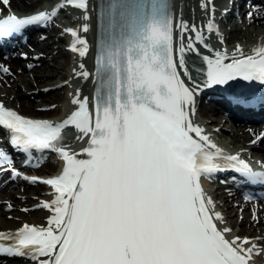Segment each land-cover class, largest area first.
Wrapping results in <instances>:
<instances>
[{"label":"snow or ice","instance_id":"obj_1","mask_svg":"<svg viewBox=\"0 0 264 264\" xmlns=\"http://www.w3.org/2000/svg\"><path fill=\"white\" fill-rule=\"evenodd\" d=\"M0 2L7 6L10 0ZM68 6L90 19L88 0H60L51 12L0 19V37L45 24ZM201 7L214 16L212 0ZM100 25L94 111L79 89L71 100L75 110L56 123L25 118L0 103V129L9 132L14 150L26 154V164L33 152L45 150L64 162L61 174L39 181L3 170L11 171L12 179L50 186L53 198L39 205L51 213L47 226L25 223L14 233L0 231V255L35 264H251L264 248L247 237L229 239L231 229L218 228L223 217L201 179L224 170L221 160L249 183L264 184V171L226 156L192 116L202 86L237 78L264 83V46L251 53L237 45L231 53L203 55L199 45L209 48L204 30L211 34L218 28L211 19L199 27L177 22L170 0H105ZM81 30L87 33L88 24ZM65 31L74 38L70 50L87 56L80 30ZM189 53L206 65L196 68L202 86L191 74L189 64L196 61L187 59ZM79 68L75 75L88 79L83 63ZM73 136L90 137L81 154L65 143ZM0 162H12L2 150Z\"/></svg>","mask_w":264,"mask_h":264},{"label":"bare ground","instance_id":"obj_2","mask_svg":"<svg viewBox=\"0 0 264 264\" xmlns=\"http://www.w3.org/2000/svg\"><path fill=\"white\" fill-rule=\"evenodd\" d=\"M46 2L49 0H45ZM38 0H10V7L13 10H32L36 4H37ZM205 3V0H173L172 1V5H173V10H174V14L176 17L177 22L180 20H186L189 23V26L191 27L192 23H196L197 21H201L205 14H206V10L204 8L201 7L202 4ZM245 7L242 6V3L240 2L237 6V8L235 9L234 13L230 15V18L233 17L232 20H230V22L235 23V27L232 30L233 34L231 37V41H230V47L228 49V52L231 53L235 47L237 45H240L242 47V49L244 50L245 53H251L252 50L255 47L258 46H264V13L261 10L253 9L252 10V17L251 19H248V15L247 13L245 14L244 12L247 10V2L244 4ZM238 11V12H237ZM88 16L90 17V22L87 23V21H85L84 19V24L87 23L89 25H91L90 29L92 30L91 33V38L88 37L87 41L89 42H94V27H95V4H94V0L91 1V6H89L88 8ZM65 19H70L69 16H66L64 14L63 16ZM61 22H63L61 20ZM76 22L80 23V19H76L75 23L73 24V26L76 25ZM63 27H65L64 23H62ZM52 27H55L54 25H52ZM244 33L246 34H251L253 35V37H250L248 39H243L241 36V34L244 35ZM261 36L262 38H258L257 36L262 34ZM93 35V38H92ZM63 36H65V34H63ZM48 39H51V37L49 36ZM86 39V38H85ZM31 46V45H30ZM33 48L34 50L31 53H39L40 56L36 61H32V62H40L41 65L34 67V69H32L30 71V73H32V80L29 79H25V78H21L20 84L21 86H24V88L30 91V94H28L26 92V96L30 97L32 96V94L34 93H38L42 96V101L39 103V105H35L34 103H31L29 101H25L23 100V96L25 91H22L21 88H19V83H18V77L20 75L26 76L28 75L27 71L24 69V65L21 64L20 60L18 58H14L11 60L10 65L14 68H16L15 74L13 77H7V83L11 84V88L13 90L7 91V95H4V98L10 97L13 95V100L8 103L9 106H12L11 103L16 104L14 105L15 108H18L26 113H31V114H35V116L38 117H56L58 115H60L62 113L61 108L57 105L56 107H54L53 109H50L48 111H46V109L44 108L42 111H38V107L40 106H49V105H45V103L47 102V99H45V96L47 95H51L52 97H50L54 102H62L65 103L66 102V97H65V92H64V87H60L57 89V87L53 88V89H48L45 93V91L40 90L39 88L43 87L39 84L43 83V82H47V83H53L51 85H54L55 83H57L58 81H55V77H59L61 79H66L68 77V74L70 75V72L72 70V68H74L75 71H80L79 68V64H76V62H71L69 56H67L63 50H59L58 52L61 53V55L63 54L64 60H60V56L58 55V59L56 57V55H50L47 51V48H49L48 46V42L46 44H38V43H33ZM93 46V44H92ZM28 48V47H27ZM93 51V48L91 49V44L89 45V53L87 56L82 57L81 60L86 59L87 60V65H86V71H88L90 73V76L88 79H86L88 81L87 85L89 87H91L93 85V80H92V76H93V64H92V60L90 61V54H92L91 52ZM201 51V50H200ZM67 53H69L68 51H66ZM42 54V55H41ZM206 54V53H204ZM208 56H213L214 54H207ZM65 58H67L65 60ZM192 58V59H190ZM188 60H199L197 57L194 56V54L189 53ZM51 60L53 62V64H49V61ZM62 62V63H61ZM83 63V61H81ZM39 68H44L45 71L43 72H39ZM63 68V69H62ZM85 68V67H84ZM21 69V73L20 75H18L17 70ZM57 70H64L65 72L62 74L60 72H58ZM84 70V69H83ZM46 71L48 74L46 75ZM69 72V73H68ZM60 73V74H59ZM192 74V73H191ZM12 79V81H10V79ZM187 78V77H186ZM6 85V84H5ZM46 86V85H45ZM35 88H38L37 92L34 90ZM61 91L63 93V98L61 97H56V94ZM50 93V94H49ZM1 94V92H0ZM47 94V95H45ZM0 99H3V97L0 96ZM56 100V101H54ZM51 103V104H52ZM92 103V102H91ZM13 106V107H14ZM203 116L205 118L206 124L210 121H214V123H216V125L220 124L224 118V115L218 113L214 108H210L207 111H203ZM253 115V114H251ZM208 126L212 127L213 124L208 123ZM224 126V125H223ZM259 126H255L253 128H256ZM74 131V130H73ZM218 136H226L229 135L230 139L232 140L231 143L236 144L239 143L240 141L245 143L248 142L250 140V138H252V133H250V131H248V129H244L241 127H238L235 131L234 130H230V131H225L221 125L220 130L217 132ZM75 137V136H73ZM256 152H253V155L255 157H258L260 159L264 160V141L261 142L259 145H256ZM254 149V148H253ZM45 172H49L50 170H54L55 166L51 163L46 164L45 166H43L42 168ZM55 171V170H54ZM43 190L42 186H37V187H33L30 191H23L18 195L23 194L24 196L26 195V202L31 201L27 198L31 197L34 194H37L38 191ZM16 196L14 193L10 192V191H1L0 192V200L1 199H7L10 204L13 206L12 211L14 210L15 212L12 211H8L5 212L4 210V206L2 209H0V216L2 215H6L7 213H13V215H15V219L11 220V221H5L4 219H0V229H7V228H17L18 225L21 222H29V223H34V224H40V223H44V218L47 216V212H43L42 210H39V212L37 211H33V212H27V213H23L18 211L17 207L20 204L19 201L16 200ZM12 201H11V200ZM38 202V201H37ZM36 202V203H37ZM25 205V204H24ZM225 206V213H226V217L230 223V225H232V227L235 225L236 223V219L233 217V215H236L237 213V209L236 207L239 205H233L232 203H224L223 204ZM20 206V205H19ZM264 209V208H263ZM263 209L262 210H255V209H250V207L248 206H244V211L243 212V218L242 221L240 222V226L238 227V229L236 230V233L234 235H252V236H262L264 239V213H263ZM36 214V215H33ZM255 214V217L252 218V214ZM13 218V217H12ZM257 218V221H256ZM226 219V220H227ZM234 235L230 236L233 237ZM261 244H264L263 241H258ZM28 264H35L34 261L32 260H27L26 261Z\"/></svg>","mask_w":264,"mask_h":264},{"label":"rangeland","instance_id":"obj_3","mask_svg":"<svg viewBox=\"0 0 264 264\" xmlns=\"http://www.w3.org/2000/svg\"><path fill=\"white\" fill-rule=\"evenodd\" d=\"M229 26H231L232 27V24H228L227 25V27H225V28H228ZM59 31V30H58ZM263 35V33L262 34H260V35H258L257 37L258 38H262L261 36ZM241 36H243L242 38L243 39H248V38H250V37H253V35H252V33L251 34H246V33H244V35L243 34H241ZM232 39H231V37L229 38V41H231ZM45 42H50L49 43V53H50V55H56V57L59 55L60 56V60H64V57L65 56H63V54L61 55V53H59L58 51L59 50H61L62 48H63V44H61L60 42H59V40H53V39H51V41H44L43 43H45ZM70 56V55H69ZM57 59H58V57H57ZM67 58H65V60H66ZM70 60H71V56H70ZM49 61V64H53V62L51 61V60H48ZM62 63V62H61ZM63 69V68H62ZM39 70V72H43V71H45L44 70V68H39L38 69ZM18 71H20V70H18ZM18 71H17V73H18ZM58 72H60V73H64L65 71L64 70H57ZM47 72H49V71H46L45 73H46V75L48 74ZM59 73V74H60ZM20 75V74H19ZM21 78H25V79H27V80H29V79H31L32 80V73H28V75H26V76H23V75H20L19 77H18V83L20 84V81H21ZM61 80H63V79H61V78H59V77H55V81H58V82H60ZM65 81H67V84H65V85H63L64 86V88H67V87H69V85L71 86L73 83H74V79H72L70 76L68 77V79L66 78V79H64ZM12 81V80H11ZM54 82V81H53ZM52 82V83H53ZM52 83H45V82H43V83H41V84H39L40 85V87L41 86H45V85H51ZM6 86H4L3 88H5ZM7 89H4L3 90V88L2 87H0V92H1V94H0V96H3L4 97V95H7L8 93H7V91H9V89L10 90H13L11 87H9L8 85H7ZM19 88H21V90L22 91H25V93H24V96H23V100H25V101H29V102H31V103H34L35 105H39V103L42 101V96L40 95V94H36V93H34V94H32V96H30V97H28V96H26V92L28 93V94H30V91L29 90H27L26 91V89L24 88V86H21V84L19 85ZM36 92H37V90H38V88H35L34 89ZM14 91V90H13ZM15 92V91H14ZM45 93H48V92H45ZM50 94V93H49ZM45 95H47V94H45ZM50 97H52L51 95H47V96H45V99H47V102L45 103V105H49V104H51L53 101H51L52 99L50 98ZM56 97H61V98H63V93L61 92V91H59L57 94H56ZM7 99V103H10L12 100H13V95L11 96V94H10V97H7L6 98ZM54 101H56V100H54ZM56 103H60V102H54L53 104H56ZM11 105L12 106H14V105H16V104H13V103H11ZM15 107V106H14ZM23 112V111H22ZM23 113H25V112H23ZM30 114V113H29ZM229 144H230V142H229ZM231 144H233V143H231ZM18 199V198H17ZM16 199V200H17ZM23 197H19V201L20 202H22L23 201ZM18 201V200H17ZM4 202H2V204H3ZM4 206V205H3ZM3 206H1L0 207V209H2L3 208ZM37 214V213H36ZM239 214V213H238ZM9 215H11V214H9ZM35 215V214H34ZM241 215V214H240ZM8 215L6 214V215H2V216H0V219H4L5 221H11L13 218H11V219H8V217H7ZM233 217L236 219L237 218V220H238V222L241 220V219H239L238 218V215L236 216V215H233ZM237 226V225H236ZM238 228V226L236 227V229ZM255 238H259L257 235L256 236H254ZM258 264H262V263H258ZM264 264V263H263Z\"/></svg>","mask_w":264,"mask_h":264}]
</instances>
